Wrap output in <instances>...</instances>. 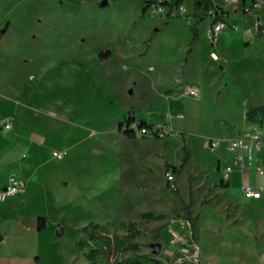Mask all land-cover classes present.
I'll list each match as a JSON object with an SVG mask.
<instances>
[{
    "label": "rangeland",
    "instance_id": "374dc122",
    "mask_svg": "<svg viewBox=\"0 0 264 264\" xmlns=\"http://www.w3.org/2000/svg\"><path fill=\"white\" fill-rule=\"evenodd\" d=\"M102 1L0 0V30L8 26L0 37V188L16 164L29 179L26 193L0 200V255L9 264H91L77 246L81 228L93 221L125 236L120 223L137 221L141 233L127 241L162 264H264V198L244 196L241 173L222 178L234 161L228 142L250 125L246 109L264 104V31L255 32L264 10L216 0L229 12L213 42L210 12L195 11L194 0L172 18L143 15V0ZM191 24L199 37L188 55ZM183 74L186 105L170 117L166 97ZM142 119L174 127L163 138H129L128 123L138 129ZM184 144L191 158L182 169ZM257 156L264 162V147ZM245 175L264 183L255 167ZM148 212L164 217L143 218ZM195 243L199 261L177 262Z\"/></svg>",
    "mask_w": 264,
    "mask_h": 264
},
{
    "label": "built area",
    "instance_id": "2783aa9c",
    "mask_svg": "<svg viewBox=\"0 0 264 264\" xmlns=\"http://www.w3.org/2000/svg\"><path fill=\"white\" fill-rule=\"evenodd\" d=\"M227 3L240 4L244 11L252 12L257 9L264 10V0H223ZM150 5L147 10L149 13L153 14H163L167 17L170 10V4H175V0H150ZM218 4V3H217ZM224 10H226L221 4H218ZM184 5H179L174 14L184 13ZM227 11V10H226ZM210 17L215 23L211 25L209 37L211 41L217 42L220 37L221 31L227 26V15L222 12H216L210 10ZM264 12L256 16V30L255 32L264 31L263 23ZM213 58H217L215 52H212ZM191 94L197 96L195 90H191ZM135 120H132V123ZM130 124L129 130L135 135L145 136V137H159L163 138L166 135V131L163 128L150 127L146 125H141L139 123L138 129H135L133 124ZM10 123L6 124L7 128H10ZM219 144V141H212L211 146L214 148ZM228 149L235 152L234 163L232 165H226L223 168V178L228 180L230 175L234 172L235 167H238L243 174H246L252 167H255V171L258 175H264V162L257 163L259 160L257 153L264 147V124H250V126L240 135L235 138L230 139L227 145ZM63 155L62 151L53 152L52 157L59 159ZM167 181L175 182V174L173 170L166 173ZM173 186H175L173 184ZM27 180L21 175L20 171L14 170L10 171L7 175V180L5 185L0 189V200H6L9 197H15L26 192ZM264 187L254 186L249 183H244L242 185V193L245 197L251 199H261L263 196ZM201 257V246L195 243L192 247L182 249L181 254L176 258L177 262L184 261H199Z\"/></svg>",
    "mask_w": 264,
    "mask_h": 264
},
{
    "label": "trees",
    "instance_id": "16d2710c",
    "mask_svg": "<svg viewBox=\"0 0 264 264\" xmlns=\"http://www.w3.org/2000/svg\"><path fill=\"white\" fill-rule=\"evenodd\" d=\"M150 0H143V15L148 14L147 10L149 8ZM187 0H175V4H170V10L167 17L173 16V11L177 9L179 5H182ZM195 11H202L204 13L214 10L216 12H222L228 14V11L224 10L219 6L215 0H194ZM197 14V21H203L207 16L203 13ZM215 23L212 21L211 25ZM193 31V40L187 51V54H191L193 51V45L199 37V29L197 24L191 25ZM109 55V52L106 53ZM246 120L250 124H264V104L258 106H250L245 113ZM131 122L125 129V133L129 138H135L136 135L129 130ZM141 125H146L150 127H157L156 124L149 122L147 119L140 120ZM191 158V151L187 146L183 145V157L180 164V168H184ZM177 167H173V171H176ZM177 190V189H176ZM177 197H181L178 191L175 192ZM193 203L192 195L190 203L185 205L192 234L194 235V221H191L190 206ZM143 218L148 220H159L164 216L161 214H154L152 212L142 214ZM198 219V216H196ZM121 227L126 229L127 235L123 236L117 232L110 233L108 229V224H101L97 222H90L88 225L80 229L85 233V237L81 238L77 242V246L80 250L84 251L86 259L90 261L91 264H162V261L155 257L153 254L140 253V244L136 241H127V239H135L140 233L139 222L137 221H122L120 223ZM45 217L41 216L37 223V230L40 232L45 229Z\"/></svg>",
    "mask_w": 264,
    "mask_h": 264
},
{
    "label": "crops",
    "instance_id": "0c3cea01",
    "mask_svg": "<svg viewBox=\"0 0 264 264\" xmlns=\"http://www.w3.org/2000/svg\"><path fill=\"white\" fill-rule=\"evenodd\" d=\"M188 1V0H187ZM187 1H185L184 3H183V5L187 2ZM215 2L216 3H218V4H221L228 12H229V10L222 4V3H219V2H217L216 0H215ZM184 8H185V6H184ZM185 13H186V8H185V11H184V14L183 15H185ZM229 19V18H228ZM192 25V24H191ZM217 55V54H216ZM184 80H186V77H185V74H183V77H181V78H179V83L178 84H176L175 85V90H173L170 94H168L167 95V97H166V99H167V107H168V112H169V115H170V117H175V116H181V110L183 109V107L186 105V97H187V95L184 93V91H183V88H182V85H183V81ZM191 90H194V89H191ZM191 90H190V95H193V94H191ZM196 91V90H195ZM197 92V91H196ZM197 94H198V92H197ZM195 96V95H194ZM248 110V108L246 109V111ZM246 113V112H245ZM149 122H152V123H154V124H156L157 126H160V127H162V128H166L167 130L169 129V128H173L174 127V125H173V121L172 120H170V122L169 123H155L154 121H149ZM250 126V125H249ZM248 126V127H249ZM247 127V128H248ZM183 130H185V128H182L181 129V132H182V135H183V137L184 138H186V136H185V131H183ZM169 131V130H168ZM245 131V130H244ZM137 136V135H136ZM234 156H235V153H234ZM219 161H221V159H219ZM222 162V161H221ZM233 163H234V161H233ZM232 163V164H233ZM232 164H230V165H232ZM187 165V164H186ZM16 166H17V168H18V170L20 171V173H21V175L27 180V188H28V178H27V175L25 176V174H24V168L22 167V165L21 164H16ZM223 166V165H222ZM224 166H226V165H224ZM224 166H223V168H224ZM235 172H237V173H241V177H242V179H241V190H242V185L244 184V183H247V181H246V175L245 174H243V172L238 168V167H235V169H234V172L233 173H235ZM232 173V174H233ZM232 174L230 175V178L227 180V181H229L230 179H231V177H232ZM222 178H223V172H222ZM6 180H7V178H6ZM6 183V182H5ZM5 183L2 185V187L5 185ZM230 183V182H229ZM254 186H263L264 187V183H259V184H256V185H254ZM1 187V188H2ZM0 188V189H1ZM27 192V191H26ZM25 192V193H26ZM264 198V191H263V196H262V198L261 199H258L257 201H260V200H262ZM248 199H251V198H248ZM251 200H255V199H251ZM3 239V238H2ZM1 241V240H0ZM201 250H202V248H201ZM8 260H9V258L7 257V256H5V255H0V264H7L8 263ZM9 264V263H8Z\"/></svg>",
    "mask_w": 264,
    "mask_h": 264
},
{
    "label": "water",
    "instance_id": "95a60500",
    "mask_svg": "<svg viewBox=\"0 0 264 264\" xmlns=\"http://www.w3.org/2000/svg\"><path fill=\"white\" fill-rule=\"evenodd\" d=\"M108 3H109L108 0H103V1H102V5H107ZM7 28H8V26H6L4 29L0 30V37H2V35H3V34L5 33V31L7 30ZM131 92H132V90H131ZM63 232H64V230H63L61 227H58V228H57V234H58V235H62ZM2 238H3V236L0 235V240H2ZM151 248H152V251H153L154 254H159V253L161 252V248H162V246H161L160 243H158V242H154V243L151 244Z\"/></svg>",
    "mask_w": 264,
    "mask_h": 264
}]
</instances>
